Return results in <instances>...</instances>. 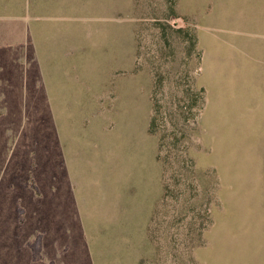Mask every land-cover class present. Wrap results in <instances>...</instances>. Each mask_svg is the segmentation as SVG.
I'll list each match as a JSON object with an SVG mask.
<instances>
[{"label": "rangeland", "instance_id": "rangeland-1", "mask_svg": "<svg viewBox=\"0 0 264 264\" xmlns=\"http://www.w3.org/2000/svg\"><path fill=\"white\" fill-rule=\"evenodd\" d=\"M0 264H264V0H0Z\"/></svg>", "mask_w": 264, "mask_h": 264}]
</instances>
